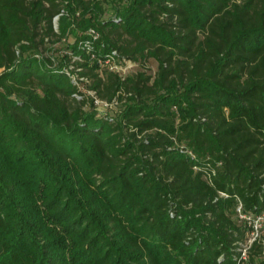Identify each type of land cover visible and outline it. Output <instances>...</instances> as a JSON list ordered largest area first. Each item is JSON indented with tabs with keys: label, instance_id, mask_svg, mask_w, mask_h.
Returning a JSON list of instances; mask_svg holds the SVG:
<instances>
[{
	"label": "trees",
	"instance_id": "16d2710c",
	"mask_svg": "<svg viewBox=\"0 0 264 264\" xmlns=\"http://www.w3.org/2000/svg\"><path fill=\"white\" fill-rule=\"evenodd\" d=\"M104 1L0 0V264H264V0Z\"/></svg>",
	"mask_w": 264,
	"mask_h": 264
},
{
	"label": "rangeland",
	"instance_id": "374dc122",
	"mask_svg": "<svg viewBox=\"0 0 264 264\" xmlns=\"http://www.w3.org/2000/svg\"><path fill=\"white\" fill-rule=\"evenodd\" d=\"M104 5V9H105V13L103 15V18H108V17H111L114 15V0H106L104 1L103 3ZM55 27L58 28V22L57 20H55ZM74 39L72 36H70L69 38L67 39H63L61 42H58L56 44L53 45L52 48H50L49 50H46L45 51V55L47 56H52L53 57V61L55 63V65L58 64V61L62 58V56L66 53H69V51H71V48L69 47V45H71L73 43ZM124 69V75H129L130 73H133L135 70H139L141 69L139 67V65L137 64H132V63H128L127 66L123 64L122 66ZM128 69H127V68ZM73 67H71L70 69H72ZM145 69H147V71L149 73H154L157 69V62L156 61H150L147 65V68L144 67ZM117 69H121V66H118ZM73 76L77 77V75L73 74ZM88 84V83H87ZM81 89L86 91L87 88H86V85H83L81 84ZM89 95H94L93 92H88ZM111 107V108H110ZM110 114H116L122 109L123 105L122 104H114L112 106H110ZM99 112L101 114H108V109L105 108V107H100L98 108ZM261 235H263V238H264V222L262 223V226H261V229H260V232H259ZM253 237V235H252Z\"/></svg>",
	"mask_w": 264,
	"mask_h": 264
},
{
	"label": "built area",
	"instance_id": "2783aa9c",
	"mask_svg": "<svg viewBox=\"0 0 264 264\" xmlns=\"http://www.w3.org/2000/svg\"><path fill=\"white\" fill-rule=\"evenodd\" d=\"M116 53V51H114V54ZM108 63H109V68L111 69V70H114V71H117V72H119V73H121L123 76H126V75H124V69H122L123 67V64L124 65H126L127 66V64L128 63H132V64H136V63H134V62H132V61H129V60H125L123 63H117V62H109L108 61ZM118 66H121V69H117V67ZM127 68V67H126ZM128 69V68H127ZM92 92V91H91ZM94 93V92H93ZM95 103L98 105V107L100 106V107H105V108H107L108 109V107H110V106H112L111 104H109V103H107V102H103V101H100V100H96L95 101ZM238 210L240 211L241 210V207H239L238 208ZM245 217V216H244ZM247 219H249L250 220V218L251 217H246ZM264 222V212L262 213V214H260V215H258V216H256V217H254V218H252L251 220H250V223H252V225H253V227H254V231L252 232V235H253V237H252V239H251V241L253 240V239H255V237H257V236H259V232H260V229H261V226H262V223ZM243 255H245V250H244V252H243Z\"/></svg>",
	"mask_w": 264,
	"mask_h": 264
}]
</instances>
